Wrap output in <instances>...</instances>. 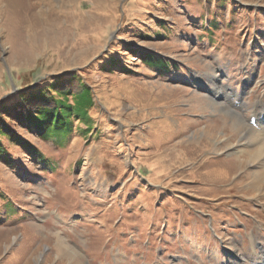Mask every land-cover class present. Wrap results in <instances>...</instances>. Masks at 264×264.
<instances>
[{
    "label": "rangeland",
    "instance_id": "1",
    "mask_svg": "<svg viewBox=\"0 0 264 264\" xmlns=\"http://www.w3.org/2000/svg\"><path fill=\"white\" fill-rule=\"evenodd\" d=\"M75 73L90 132L17 128L50 165L1 140L0 264L264 260V179L236 152L264 112V0H0V107Z\"/></svg>",
    "mask_w": 264,
    "mask_h": 264
},
{
    "label": "trees",
    "instance_id": "2",
    "mask_svg": "<svg viewBox=\"0 0 264 264\" xmlns=\"http://www.w3.org/2000/svg\"><path fill=\"white\" fill-rule=\"evenodd\" d=\"M141 54V61L144 63L167 69L168 64L162 58L151 53ZM17 95L10 104L3 103L0 107V153L5 152L1 140L6 138L50 165L47 158L42 157L41 151L17 132V128L24 126L38 138L43 141L51 140L57 146H63L67 142L76 120L86 125L80 131L90 132L92 121L89 111L94 106L93 93L87 82L76 73L68 78H54L42 87L30 88Z\"/></svg>",
    "mask_w": 264,
    "mask_h": 264
},
{
    "label": "bare ground",
    "instance_id": "3",
    "mask_svg": "<svg viewBox=\"0 0 264 264\" xmlns=\"http://www.w3.org/2000/svg\"><path fill=\"white\" fill-rule=\"evenodd\" d=\"M252 117H254L253 122L250 120L249 124H245L244 126L242 125L243 130H244V131L242 130L244 132V136H243L244 141L239 144V147L236 149V152H243L246 154L248 153L247 160L250 163H253L254 165H256L257 168L254 171V174H253L254 177L252 179V182L251 181L250 182L253 185H257L260 183L261 179H264V112H261L258 114L254 113L252 115ZM249 118H251V117H249ZM241 124H240V127H241ZM250 148H251V150H250ZM243 156H245V155H243ZM244 160H245V158H244ZM257 264H264V260H261Z\"/></svg>",
    "mask_w": 264,
    "mask_h": 264
}]
</instances>
